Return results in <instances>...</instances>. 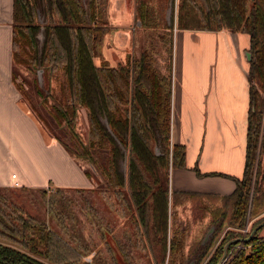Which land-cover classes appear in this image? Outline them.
<instances>
[{"label": "trees", "instance_id": "trees-1", "mask_svg": "<svg viewBox=\"0 0 264 264\" xmlns=\"http://www.w3.org/2000/svg\"><path fill=\"white\" fill-rule=\"evenodd\" d=\"M168 2L135 0V13L146 38L150 39L149 46L127 66L115 68L97 67L93 62L108 30L107 0H13L12 64L27 71L30 81L23 78L22 84L40 97L41 109L46 106L52 122L72 133L78 148L68 147L58 128L49 129L51 137L60 141L70 156L93 165L96 172L89 167L90 171L97 181H102L106 198L113 196L119 204L134 210L152 262L156 263L155 258L158 256L159 260L160 256L159 262L163 264L168 249V264H177L178 259L179 264L191 259L200 264L204 258H208L205 264H216L224 243L230 239H221L209 256L208 251L223 225L232 221L238 227L244 226L249 201V217H256L264 210V169L260 160L250 200L264 110V0H176V9L172 0L177 28L245 32L250 35L252 53L244 175L228 199L218 205L207 203L196 215L197 222L207 218V229L214 225L216 233L203 246L200 241L204 234L195 240L187 256L181 248L182 237L172 230L177 212L172 200L169 208L168 197L172 40V25L167 26L165 19ZM159 25L168 36L166 75L156 67L158 53L152 37ZM41 26L40 45L37 36ZM38 69L43 72L41 85ZM12 76L15 78L13 73ZM79 108L86 113V142L74 132ZM32 110L37 114L36 108ZM123 148L127 151L125 176L121 170ZM171 154L172 165L184 167V148L174 144ZM90 171L86 175L92 178ZM95 178L92 179L96 184ZM95 184L92 188H74L76 192H86L88 206H91L88 194L96 189ZM60 189L63 188L56 187V191ZM11 190L0 187V264H78L82 260L78 248L65 243L55 231H47L43 222L14 200ZM48 205L52 210V198ZM96 215L95 220L103 226L101 213ZM260 230L241 245L231 243L222 264H264V236H258ZM113 244L123 264H134L123 248L125 244L116 241Z\"/></svg>", "mask_w": 264, "mask_h": 264}, {"label": "crops", "instance_id": "crops-1", "mask_svg": "<svg viewBox=\"0 0 264 264\" xmlns=\"http://www.w3.org/2000/svg\"><path fill=\"white\" fill-rule=\"evenodd\" d=\"M12 13L13 0H0V187L11 188L13 182H17V188L28 190L34 186L51 187L45 184L51 178L45 171L47 167L52 169V160L49 159V166L47 158L53 153L54 139L43 138V129L22 101L12 79ZM107 18L113 24H109L111 34L107 38L105 35L107 46L101 52L102 61L112 66L118 60L138 57L142 49L135 52V9L129 11L125 0H110ZM249 46L250 38L245 32L179 29L176 22L173 25L169 150L174 144L182 146L185 164L181 168L173 166L171 155L168 197L169 208L172 200L177 216L182 219L184 213L195 219L207 203L221 204L234 193L244 175L250 110ZM98 57L93 58L96 66L101 64L96 60ZM22 128L40 142L39 150L21 146ZM14 142L21 147L19 153L13 149ZM58 149L55 151L70 177L57 179L52 187H94L95 180L88 178L87 170L80 164L84 161L70 156L59 145ZM38 154L44 162L39 168L33 167L31 164L35 162L29 159V155ZM11 165L22 167L20 174H10ZM36 179L44 182L37 183Z\"/></svg>", "mask_w": 264, "mask_h": 264}, {"label": "rangeland", "instance_id": "rangeland-1", "mask_svg": "<svg viewBox=\"0 0 264 264\" xmlns=\"http://www.w3.org/2000/svg\"><path fill=\"white\" fill-rule=\"evenodd\" d=\"M175 1L176 0H174V2ZM125 5L129 11H133V8L135 9V0H126ZM109 7H110V0H107L108 12H109ZM175 19H176V13L174 16V25H175ZM106 21L108 24L107 26H110L109 24H113V21L109 20V18L107 17H106ZM138 22L139 21L137 19L134 22V28H135L134 45H135L136 53H138L139 50L143 49L144 47L149 46V41H150V39H147L145 37L147 36L146 32L144 29L141 28V26H139ZM165 31L166 30H164L162 25L161 26L159 25L158 29L154 31V36L152 37L153 43H155V50L158 53L156 56V67L157 69L158 68L163 69L164 75H166V69L168 66V54H167L168 36H166L167 33ZM109 34H111V31L106 32L105 34L106 38L108 37L107 35ZM40 42H42V39L40 40ZM105 46H107V44ZM105 46L103 40L102 44L99 47V51L95 56V57H97L98 55L100 56L96 60L99 59L101 61V64L105 63V61H102L103 57L101 55V52L103 48H105ZM159 56L161 57V59H159ZM107 60L111 62L110 58H107ZM13 66H14V71H12V73L15 76V78L12 76L13 83L17 88L19 94L23 98L22 100L24 104L27 106V109L35 117L38 126L43 129L41 130L43 138L45 136L46 138H48L49 141V137H51L49 129L58 128L57 132L61 130V132L60 131L59 132L62 135V141H64L66 145L70 148H78V144L76 142L77 139L74 137L71 138V136H73L72 133L69 130H66L65 132L64 130L59 128L60 125H58V123L52 122L51 118H49V115L47 114L48 109L46 108V106H44V109H41L40 97L36 95L34 90L33 91H30L29 89L26 90L27 86L22 84L21 79L23 78L30 81L27 71H25L23 68H21L18 65H13ZM31 77L33 78L32 75ZM33 107L37 109V114L32 110ZM38 115H41L42 118H40ZM77 119L78 120L76 121L74 126V132L75 134H77L78 138L80 137L84 142H86L88 127H87L85 109L83 108L78 109ZM263 129H264V110H263V119L261 122L262 134H263ZM14 131L18 132L16 128H14ZM262 134L258 142V147L256 151V160L253 166L250 200H251V193L253 191V183L257 174L258 162L260 160V164H261V159H262V153H261V151L263 152V150L261 149ZM54 142H55L54 144L55 146L51 157L49 158L46 157L49 166H50L49 159L52 160L51 161L52 169L51 168L49 169L47 167V171H45L46 175H48L49 173L51 174V178L48 179L46 178L47 180L45 179L46 180L45 184L48 183L49 186L51 187L43 188L45 192L41 190L43 186L30 187L29 190L27 189L22 190L17 187H11L12 188L11 192L12 195L14 196V200L17 201L26 210V212L34 215L37 219L43 222L46 225L47 231L48 230L55 231L65 241V243L70 244V246L72 247L78 248L80 254L82 255V260L78 264H84L85 262H87L88 264H95V263L99 264L98 262H100L101 264H123L121 260L122 258L121 254L118 248L113 244V242L115 241L116 243L118 242L122 246L123 244H125V247L123 248L125 252L128 253L127 256L130 257V259L134 264H160L159 262L160 256H159V260H157L158 256L155 258L156 263L152 262L151 255L148 252V248L143 238V235L139 231L138 222L135 217L134 210L128 208L124 203L121 204L120 202L119 204L116 198L113 196L111 197V199L106 198L107 193H103L104 188L103 186H101L102 184H100L102 181L99 182L97 181L95 176L93 177V174L91 173L88 164H86L85 162L84 163L80 162L81 166H83L85 170L90 171L92 178H95L97 182L95 184L96 189L88 194L90 196L88 197L89 198L88 201L91 204V206H88L89 204L86 203V197H84L86 195V192L84 191L76 192L74 188H63V187H61L63 189L56 191V187H52V185L57 181V179L59 178L67 179L68 177H70V173L66 172V167L65 166L63 167L64 162L61 160V156H59L55 151V150H59L58 145L63 150L65 149L60 143V141L56 140L55 138H54ZM12 145H13V149L14 150L18 149L17 151L19 153L21 147L15 144V142ZM21 146L22 147L31 146V148H36L37 150H39L41 144L37 139L35 140L34 137L27 132V130L22 128ZM170 152L172 153V151L169 150V153ZM20 153L24 155L22 151H20ZM34 157L29 155V159L31 160V162H35L32 163L31 165L33 167L35 165L36 167L39 168V166L42 165L44 162L41 161V159L39 158V154L37 157L36 156ZM11 166L12 167L9 168L10 174L11 173L20 174V170L22 167H20L19 165H11ZM39 174L40 172H38V175ZM88 178L92 179L91 177ZM35 182L43 183L44 181L40 182L39 179H36ZM49 198L53 199L52 210L49 209V205H48ZM92 206L94 207V209H92ZM249 209H250V201H249V208L245 218L244 226L238 227L232 221L231 223L226 222L223 225L221 230L217 233L216 240L211 244V248L208 251V256L213 252L217 244L221 242V239L223 240H225L226 238L230 240L234 238L245 239L250 235L251 231L255 226H257L258 224L264 221L263 219L264 210L256 217H249ZM96 212H98V214L100 212L101 216L104 218L102 222L103 226L101 227L99 222H97L94 218V216L95 217L97 216ZM184 215L186 216V217L184 216V219H182L183 217L181 218L180 216L176 215L177 219L172 226V230H174V232H176L177 235L179 233L180 236L182 237L181 239L184 243L181 248L184 250L183 251L184 256H187L189 249L191 250L190 248L191 244L193 245V242L201 238L203 234L205 235V233L209 228L207 229L206 220L200 223L192 218L189 219L187 217L188 213L187 215L184 213ZM255 223L256 225L251 229V227ZM104 226H106L107 228ZM260 228L261 230L258 232V236H264V226ZM221 257L222 255H220V257L218 255L217 257L218 260L216 261V264L218 263ZM207 259L208 258H204L200 264H205ZM168 260H170V258H169V250L167 249L166 257L163 264H168ZM178 262H180L179 259L177 260L176 263L179 264ZM181 264H184V262L181 261Z\"/></svg>", "mask_w": 264, "mask_h": 264}, {"label": "water", "instance_id": "water-1", "mask_svg": "<svg viewBox=\"0 0 264 264\" xmlns=\"http://www.w3.org/2000/svg\"><path fill=\"white\" fill-rule=\"evenodd\" d=\"M172 0H169L168 2V7L166 8L165 10V19H166V23H167V26H173V22H172ZM39 20V19H38ZM40 21V20H39ZM140 25V24H139ZM38 39L39 41L42 39L43 40V34L42 32H40L38 34ZM43 42V41H42ZM42 42H40V45L42 44ZM250 56L251 54L248 52L247 53V59L250 60ZM37 79H38V83L39 85L42 84L43 82V78H42V69H38L37 72ZM257 88H258V85L256 84V82L253 83ZM260 92V90H259ZM261 93V92H260ZM262 94V93H261ZM23 101V100H22ZM123 151V160H122V163H121V170H122V173L123 175L125 176L126 174V164H127V151L126 149H122ZM89 167L94 171V167L91 163H88ZM261 168L264 169V148H263V152H262V159H261ZM264 226V221L261 222L260 224H258L257 226H255L253 228V230L251 231L250 235L247 237V238H234V239H231L229 240L228 242L225 243L224 247H223V253H222V257L220 258V260L218 261L217 264H222L223 260L225 259L226 257V253H227V247L233 243V242H238L239 244H242L246 241H248L254 234L255 232L260 228ZM216 231H215V226L214 225H211L209 227V229L207 230V232L205 233V235L203 236L202 240L200 241V245L203 246L205 245L210 239L213 238V236L215 235ZM185 264H196L195 262V259H191L189 262L185 263Z\"/></svg>", "mask_w": 264, "mask_h": 264}, {"label": "flooded vegetation", "instance_id": "flooded-vegetation-1", "mask_svg": "<svg viewBox=\"0 0 264 264\" xmlns=\"http://www.w3.org/2000/svg\"><path fill=\"white\" fill-rule=\"evenodd\" d=\"M125 3H126V0H125ZM174 6H175V9H176V1L174 2ZM175 12H176V10H175ZM174 16H175V14L173 15V20H172V22L174 23ZM40 20V21H39ZM39 23L41 24V25H43L44 24V21L42 20V18L41 17H39ZM137 20L139 21V19L137 18ZM175 22H176V19H175ZM139 24H140V22H138ZM108 25V24H107ZM140 26V25H139ZM108 27V30L110 29V26H107ZM107 30V31H108ZM227 30H229V29H227ZM211 31H216V30H211ZM229 31H231V30H229ZM40 32H42L43 33V27L41 26V29H40ZM39 32V33H40ZM231 32H236V31H231ZM241 32V31H240ZM248 34V33H247ZM249 35V34H248ZM249 38H250V35H249ZM40 42V41H39ZM249 50H250V46H249ZM250 54H251V56H250V60H251V57H252V53H251V50H250V52H249ZM132 60V58L130 59H128L127 61H121V60H118V64H114V65H112V66H109V65H107L106 63H104V64H100L99 66H108V67H115V68H117V67H122V66H127V63L129 62V61H131ZM250 60H249V69H250ZM115 62V61H114ZM96 66V65H95ZM99 66H97V67H99ZM37 72V71H36ZM248 72H249V70H248ZM42 76H43V72H42ZM78 119H76V121H77ZM102 121L104 122V119H102Z\"/></svg>", "mask_w": 264, "mask_h": 264}, {"label": "built area", "instance_id": "built-area-1", "mask_svg": "<svg viewBox=\"0 0 264 264\" xmlns=\"http://www.w3.org/2000/svg\"><path fill=\"white\" fill-rule=\"evenodd\" d=\"M173 25H174V23H173ZM170 161H171V152L169 153V162H170ZM169 164H171V162H170ZM14 177H15V176L13 175L12 178H14ZM12 187H18L17 182H13Z\"/></svg>", "mask_w": 264, "mask_h": 264}, {"label": "bare ground", "instance_id": "bare-ground-1", "mask_svg": "<svg viewBox=\"0 0 264 264\" xmlns=\"http://www.w3.org/2000/svg\"><path fill=\"white\" fill-rule=\"evenodd\" d=\"M241 245V244H240Z\"/></svg>", "mask_w": 264, "mask_h": 264}]
</instances>
